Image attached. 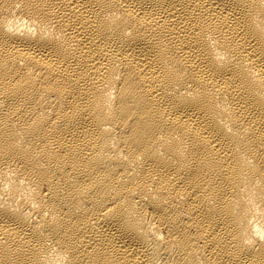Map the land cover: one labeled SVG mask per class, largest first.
Here are the masks:
<instances>
[{
    "label": "bare ground",
    "instance_id": "6f19581e",
    "mask_svg": "<svg viewBox=\"0 0 264 264\" xmlns=\"http://www.w3.org/2000/svg\"><path fill=\"white\" fill-rule=\"evenodd\" d=\"M0 264H264V0H0Z\"/></svg>",
    "mask_w": 264,
    "mask_h": 264
}]
</instances>
